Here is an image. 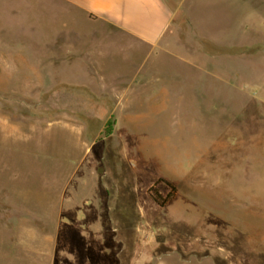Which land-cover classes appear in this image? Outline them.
<instances>
[{
    "label": "rangeland",
    "instance_id": "obj_1",
    "mask_svg": "<svg viewBox=\"0 0 264 264\" xmlns=\"http://www.w3.org/2000/svg\"><path fill=\"white\" fill-rule=\"evenodd\" d=\"M168 3L160 50L78 22V74L0 0V264H264V0Z\"/></svg>",
    "mask_w": 264,
    "mask_h": 264
},
{
    "label": "crops",
    "instance_id": "obj_2",
    "mask_svg": "<svg viewBox=\"0 0 264 264\" xmlns=\"http://www.w3.org/2000/svg\"><path fill=\"white\" fill-rule=\"evenodd\" d=\"M30 1L45 3L43 8L47 17L45 26V32L48 33L47 46L50 47L58 43L57 35L62 34V55L60 57L56 54L47 56V65L60 63L65 68L77 65L80 67L76 73L82 74L83 72L85 74L87 72L83 68L85 58H93L94 53L80 45L83 32L78 26V22L90 26L87 31L89 34L100 36V38L105 37L109 41L127 40L130 45L151 51L167 47L166 38L172 27L173 19L172 7L168 0ZM30 7V18H33L35 16L34 4H31ZM59 17L60 23L57 22ZM71 18L73 24L69 22ZM31 25L36 26V32H43L42 24H39L38 20L35 22L31 20ZM70 34L77 35L76 43L68 39ZM37 63L39 62H35V64ZM65 68H63V72Z\"/></svg>",
    "mask_w": 264,
    "mask_h": 264
},
{
    "label": "trees",
    "instance_id": "obj_3",
    "mask_svg": "<svg viewBox=\"0 0 264 264\" xmlns=\"http://www.w3.org/2000/svg\"><path fill=\"white\" fill-rule=\"evenodd\" d=\"M165 184L167 185L170 189H171V192L166 196V197H163L162 194L160 193V191L158 190V185L159 184ZM154 192V193H153ZM176 188L175 186L171 183V182H168L166 180H163V179H160L157 181V183L151 188L150 190V196L152 198V200L160 207L164 208L166 207V205L172 201L176 195Z\"/></svg>",
    "mask_w": 264,
    "mask_h": 264
}]
</instances>
